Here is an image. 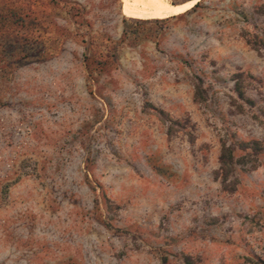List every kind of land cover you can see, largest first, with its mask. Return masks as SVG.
I'll return each instance as SVG.
<instances>
[{
	"label": "rangeland",
	"instance_id": "rangeland-1",
	"mask_svg": "<svg viewBox=\"0 0 264 264\" xmlns=\"http://www.w3.org/2000/svg\"><path fill=\"white\" fill-rule=\"evenodd\" d=\"M128 1L0 0V264H264V0Z\"/></svg>",
	"mask_w": 264,
	"mask_h": 264
},
{
	"label": "trees",
	"instance_id": "trees-1",
	"mask_svg": "<svg viewBox=\"0 0 264 264\" xmlns=\"http://www.w3.org/2000/svg\"><path fill=\"white\" fill-rule=\"evenodd\" d=\"M185 1L186 0H169V3L174 5V4H179V3H182V2H185ZM200 4H201L200 0H198L195 4H193V6L191 8L185 10L184 12H182L180 14L188 13V12L194 10L195 8L199 7ZM255 10H259V7L255 8ZM177 15H179V14H177ZM177 15H171V16H168V17H165V18H161V19H153V21L154 22H162V21H165L167 19L176 17ZM251 35H256V34H251ZM245 42L252 49H254V50H258L259 49V47L257 45L258 41L256 40V38L254 36L251 37V38L247 37L245 39ZM234 90H235L236 95L238 97H243V90H242L241 83L239 81H237V80H234ZM194 95H196V96H200L201 95V89H200L198 84L194 85ZM158 112H160V111H158ZM168 128H169V126H168ZM218 162H219V167H218L219 170L223 173V175H225L227 173L228 169L232 165V154L230 152V148H228L224 144L221 145L220 154H219V157H218Z\"/></svg>",
	"mask_w": 264,
	"mask_h": 264
},
{
	"label": "bare ground",
	"instance_id": "bare-ground-1",
	"mask_svg": "<svg viewBox=\"0 0 264 264\" xmlns=\"http://www.w3.org/2000/svg\"><path fill=\"white\" fill-rule=\"evenodd\" d=\"M195 0L189 2L186 5L172 7L163 2L162 0H129L128 4L130 5V9H133L136 12L150 15H161L166 13L167 11L173 9H181L183 7H187L191 5Z\"/></svg>",
	"mask_w": 264,
	"mask_h": 264
},
{
	"label": "water",
	"instance_id": "water-1",
	"mask_svg": "<svg viewBox=\"0 0 264 264\" xmlns=\"http://www.w3.org/2000/svg\"><path fill=\"white\" fill-rule=\"evenodd\" d=\"M186 1H189V0H186ZM197 1H198V0H197ZM197 1H196V2H197ZM196 2H194L193 4H195ZM182 3H183V2H182ZM179 4H180V3H179ZM193 4H192L189 8H191V7L193 6ZM174 5H176V4H174ZM189 8H188V9H189Z\"/></svg>",
	"mask_w": 264,
	"mask_h": 264
}]
</instances>
